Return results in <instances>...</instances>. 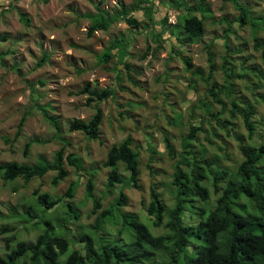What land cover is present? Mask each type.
Instances as JSON below:
<instances>
[{"label": "rangeland", "instance_id": "1", "mask_svg": "<svg viewBox=\"0 0 264 264\" xmlns=\"http://www.w3.org/2000/svg\"><path fill=\"white\" fill-rule=\"evenodd\" d=\"M98 1L0 0V163H33L39 156L51 160L62 146L66 153L76 154L83 162L81 172H77L75 166L65 160L68 175L57 185L51 182L55 171L28 182L22 178L9 181L0 178V226H15L17 238L27 244L33 243L41 232L39 227L26 223L25 203L33 201L31 194L35 188L47 191L52 198L61 197L69 183L77 180L79 184L69 200L80 212V218L68 221L67 226L73 234L78 228L89 227L96 215L91 213L92 199L86 197L89 172L94 174L93 196L101 198V208H106L116 197L119 185L112 192H106L109 169L103 166V161L111 145L127 136L139 151L140 175L138 188H124L128 203L122 209L141 216L145 213L143 207L149 202L152 185L157 187L166 203L172 204L167 183L174 161L164 148L165 134L178 151L181 137L190 125L200 123L204 130L197 134L196 148L205 146L206 156L230 171L242 160L238 137L246 144L264 141V79L252 69L258 66L264 70L262 48L256 49L254 41L256 35L264 47V27L259 26L254 32L250 24L239 23V11L230 1L208 0L211 15L205 19L204 35L195 42L186 40L182 45L160 24L166 13L167 23H174L177 12L164 0H153L152 21L145 18L143 11H131L140 21L138 24L129 25L118 19L107 30H96L88 35L91 19L85 13H95L94 5ZM101 1V7L112 15L122 6L132 5V0ZM187 1L189 5L198 6V0ZM238 1L248 7L253 17L264 16V0ZM21 12L29 18V23L20 20ZM153 32L161 36L155 38ZM119 35L127 40L126 55L120 60L119 51L113 50L108 62H99L98 57L109 40ZM158 43L161 48L156 50ZM209 51L213 57L212 72ZM43 53H47L49 59L38 65ZM182 57L191 61L190 69L186 68ZM224 58L234 71L229 79L232 95L240 104L241 100H249L256 107L252 117L256 129L251 138L240 116L233 119L236 126L227 134L201 103H209L212 112L221 108L220 103L213 100L209 88L214 83L226 84ZM87 83L98 90L114 89L113 96L97 104L103 111L97 140L89 139L82 131L68 130L72 119L87 120L94 113L95 102L87 105V94L77 93ZM231 96L219 94L227 109ZM51 115L59 124L58 137L55 126L48 119ZM176 116L181 117L180 123L175 120ZM22 117L21 132L16 135ZM224 117H229L228 111ZM27 142L31 144L25 156ZM215 197L211 192L212 202ZM54 209L61 217V204ZM24 224L28 226L25 230ZM150 228L154 234L162 232L161 228ZM111 233L120 237L115 230ZM10 235L11 232H0V255L5 253L4 238Z\"/></svg>", "mask_w": 264, "mask_h": 264}, {"label": "trees", "instance_id": "2", "mask_svg": "<svg viewBox=\"0 0 264 264\" xmlns=\"http://www.w3.org/2000/svg\"><path fill=\"white\" fill-rule=\"evenodd\" d=\"M164 1L177 12L172 24L167 23V13L160 19L164 31L168 30L182 45L186 44V40L195 42L204 35L205 19L211 15L208 0H198V6L189 5L187 0ZM228 1L238 9L237 20L241 25L250 24L254 32L259 26L264 27V16L253 17L243 3ZM101 2L95 3V13H85L91 19L88 35L96 30H107L118 19L129 25L138 24L140 21L131 11H143L145 18L153 20V0H132L131 7L122 6L113 15L101 7ZM19 17L24 23H29L25 13L21 12ZM152 35L158 38L161 33L153 32ZM5 37L2 36L3 39ZM225 41L228 42L227 36ZM254 41L256 49L262 48L264 59L262 42L256 35ZM126 42L123 35L111 38L98 61L108 62L113 57V50L119 51L118 56L122 60L126 55ZM155 48L160 49L161 44L158 43ZM175 53L180 54L178 50ZM48 59L49 55L43 53L38 65ZM182 59L186 68L190 69L191 61L187 57ZM212 60L209 51L210 72L214 69ZM124 65L128 66V63L124 61ZM223 68L226 84L214 83L209 88L210 95L220 103L221 108L212 112L209 103H201L227 134L236 126L233 119L240 116L251 138L256 129L252 120L256 107L249 100H241L240 104V100L232 95L233 86L229 79L234 71L225 58ZM252 69L260 79H264V70L258 66ZM222 92L226 96L232 95L228 109L219 97ZM77 93L87 94L86 104L95 102V110L87 120L72 119L68 130L82 131L89 139L97 140L103 119V111L97 104L113 96L114 89L98 90L87 83ZM262 98L264 100V95ZM226 111L229 117H224ZM48 119L55 126L58 137L60 128L57 119L52 115ZM180 119V116L175 117L179 123ZM23 122L24 117L18 124L16 135L20 134ZM200 130H204L200 123L191 124L188 132L181 137L178 151L167 134L163 137L164 148L174 161L171 179L167 183L172 204L166 203L157 187L152 185L149 202L143 207L144 216L122 209L128 203L124 188H138L140 175L139 151L132 146L131 137L127 136L118 144L111 145L103 161V166L109 169L106 192H112L119 185L116 197L106 208H101V198L93 196L94 174L89 172L86 197L92 199L94 208L91 213L96 214L89 227L78 228L73 234L71 227L67 226L68 221L80 218V212L69 200L75 194L79 184L77 180L69 183L61 197L52 198L47 191L35 188L31 194L33 201L30 204L24 202L26 223L39 227L41 232L33 243L27 244L17 238L15 226H0L1 233L11 232L9 237L4 238L5 253L0 255V264H264V141L255 145L246 144L242 137H238L242 160L234 171H230L218 161L208 158L205 146L196 148ZM30 144L27 142L24 147L25 156ZM65 160L81 172V157L66 153L65 146H62L51 160L39 156L33 163H0V178L4 181L22 178L28 182L55 171L51 182L57 185L68 175ZM147 166L152 171L151 165ZM211 192L216 195L214 202L210 200ZM57 204H61V217L54 211ZM27 224L23 225L24 230ZM150 226L161 228L162 232L154 234ZM113 230L120 235L119 238L111 235Z\"/></svg>", "mask_w": 264, "mask_h": 264}]
</instances>
